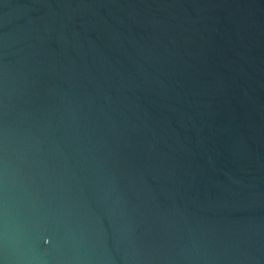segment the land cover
<instances>
[{"label":"water","instance_id":"95a60500","mask_svg":"<svg viewBox=\"0 0 264 264\" xmlns=\"http://www.w3.org/2000/svg\"><path fill=\"white\" fill-rule=\"evenodd\" d=\"M0 264H264V0H0Z\"/></svg>","mask_w":264,"mask_h":264}]
</instances>
